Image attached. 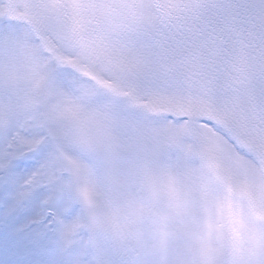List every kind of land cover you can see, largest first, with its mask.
<instances>
[{
    "label": "snow or ice",
    "instance_id": "1",
    "mask_svg": "<svg viewBox=\"0 0 264 264\" xmlns=\"http://www.w3.org/2000/svg\"><path fill=\"white\" fill-rule=\"evenodd\" d=\"M0 264H264V0H0Z\"/></svg>",
    "mask_w": 264,
    "mask_h": 264
}]
</instances>
